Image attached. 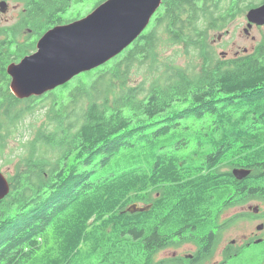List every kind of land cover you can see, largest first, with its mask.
Returning <instances> with one entry per match:
<instances>
[{"label": "trees", "instance_id": "trees-1", "mask_svg": "<svg viewBox=\"0 0 264 264\" xmlns=\"http://www.w3.org/2000/svg\"><path fill=\"white\" fill-rule=\"evenodd\" d=\"M241 3L162 0L137 39L48 103L0 100V158L14 165L0 199V264H178L177 256L157 255L188 239L199 248L192 264L213 257L220 231L238 217L217 224L222 210L264 199V45L223 66L208 41L255 6ZM165 44L182 45L194 60L158 62ZM150 60L159 75L149 86L126 85L132 67ZM41 104L45 123L19 139L16 161L7 159L8 138ZM208 117L203 133L187 124ZM191 139L211 151L181 153ZM228 153L231 165L251 169L245 179L219 171ZM135 202L151 208L128 211ZM224 254L213 264H227L231 253Z\"/></svg>", "mask_w": 264, "mask_h": 264}, {"label": "water", "instance_id": "water-1", "mask_svg": "<svg viewBox=\"0 0 264 264\" xmlns=\"http://www.w3.org/2000/svg\"><path fill=\"white\" fill-rule=\"evenodd\" d=\"M161 3L162 0H104L83 17L49 29L39 39L36 52L19 64L7 66L12 93L19 99L39 96L103 65L138 38ZM247 19L246 34L253 23L264 25V2L250 8ZM250 172L243 167L232 170L236 179ZM9 192L10 183L0 172V199ZM150 207L133 203L127 210L147 211Z\"/></svg>", "mask_w": 264, "mask_h": 264}, {"label": "rangeland", "instance_id": "rangeland-1", "mask_svg": "<svg viewBox=\"0 0 264 264\" xmlns=\"http://www.w3.org/2000/svg\"><path fill=\"white\" fill-rule=\"evenodd\" d=\"M263 0H242L241 5H247L249 3L258 5ZM97 0H81V2L74 3L71 5L64 15L62 16V20L66 19H72L79 16H84L87 13H89L95 6H96ZM247 10L244 9L242 12L236 13L233 18L229 21V23L221 30H212L210 31V36L208 38V41H210L211 46L213 50L215 51L216 57L221 60L223 66H227L229 64H232L236 61V59L233 58V52L236 50H240L239 54L240 57H246V56H256V52L258 51V48L262 45H264V26L260 25L256 28H250L249 34L247 35L244 32V29L247 27L248 19H247ZM10 18L11 16L8 15ZM13 20L11 19L9 23H3V26H7L9 24H12ZM249 36V38H247ZM219 37H221L219 39ZM254 37V39H252ZM247 49L246 53H243L242 50ZM183 46L179 44H165L158 47L159 56L157 61L160 63H165L167 60H175L174 63L177 65H187L188 63L192 62L194 59L186 55L182 52ZM256 49V50H255ZM253 51V53H252ZM226 53L225 57L223 54ZM167 58V60H166ZM169 58V59H168ZM225 58V59H224ZM224 59V60H223ZM200 64L196 66V69L199 70ZM130 76L126 80V85H134L139 83L140 81H145L146 87L149 86V84L154 80L159 74L153 70L151 66V60L150 62L143 65L135 64L130 72ZM156 73V74H153ZM81 74L75 76L72 81L80 78ZM146 78V80H145ZM115 90L120 89L122 86V80L118 79L115 82ZM62 88H59L52 93L57 94L61 91ZM51 93V94H52ZM52 97L49 96L47 99L44 98L43 102L48 103L49 98ZM40 101V100H37ZM31 102V101H30ZM43 104L37 106L34 108V111L31 113L26 114L23 118H21L23 121L19 124V127L13 132V134L8 138L7 146L4 150L5 155L11 153V156H9L7 159H11L16 161L19 158L21 146L19 144V139H22V141L28 139L33 131L36 130V128H39L42 126L46 121V107H42ZM48 107V105H47ZM211 118H207L206 120H191L188 121V126L191 128V125L193 129L202 132L211 130L210 127H207V124L210 122ZM193 123V124H192ZM207 127V128H206ZM206 128V129H205ZM204 135V139L210 135ZM191 136V135H189ZM179 136L177 135L176 138ZM192 141L190 143L187 142V144L184 146V149L181 151V153L186 154L190 149L198 151H208L210 149V145L205 142V140H202L203 143H198L191 139ZM209 147V148H208ZM171 150V148H162L160 153L168 152ZM211 151V149H210ZM235 151V150H232ZM177 152V151H176ZM241 152V151H239ZM178 153V152H177ZM224 159L223 164L219 166L220 172H226L231 171L233 167H237L234 165H231L230 160V153H228ZM8 162H5V158H0V171L3 172L6 177L9 176L8 173L11 172V174L14 172L13 164H7ZM9 179V178H8ZM255 206L258 205L259 208H264V202H260L259 200H251L246 202H241L240 204L233 205L234 207H228L222 210L220 215L217 218V224H222L227 219L238 215L237 213L239 211L243 212L246 211L247 214H249L248 206ZM238 220V219H237ZM226 227L225 229L220 231V240L218 243L217 250L215 251V254L213 257L206 261L204 264H212L215 261L223 259V252L225 247L227 248L228 245L235 246L234 248L230 249L231 256L229 255V258L227 259V264H264V239L261 241H257L256 243H249L246 244L249 237V234L252 231H256V225L259 222H250L247 220H238ZM187 224L194 226L195 223L187 222ZM186 227V226H184ZM188 230V227L186 228ZM191 229L186 232L187 234H190ZM264 234V233H261ZM190 241L194 242V239H189ZM234 240V243H231L230 241ZM243 244V245H241ZM197 245V244H196ZM241 245V246H236ZM180 246V247H179ZM177 247H167L168 249L161 250L159 254L157 255V258H169L173 256H179L186 258L185 255L192 254L195 246L192 245L190 242H184L180 244ZM190 263V262H189Z\"/></svg>", "mask_w": 264, "mask_h": 264}, {"label": "flooded vegetation", "instance_id": "flooded-vegetation-1", "mask_svg": "<svg viewBox=\"0 0 264 264\" xmlns=\"http://www.w3.org/2000/svg\"><path fill=\"white\" fill-rule=\"evenodd\" d=\"M77 2H81V0H57L54 7L48 8L47 4L53 3V0H0V100H4L6 97L14 95L10 88L11 77L7 72V66L10 64H19L25 56L36 52L39 39L49 29L55 26L68 24L81 18V16H79L72 19L62 20V16L66 10ZM8 15H10L11 18ZM11 19L13 20L12 24L7 26L2 25L3 23H9ZM257 26L259 27L260 25L253 24L251 29L256 28ZM220 38L221 37H219V39ZM247 38H249V36H247ZM252 39H254V37ZM246 50L247 49L244 48V50H242L243 53L248 52ZM239 51L240 50H236L233 52V58L236 60L241 58ZM225 55L226 53L223 54L224 57ZM64 85L58 86L54 90L46 92L41 96H30L23 99H19L15 95L14 97L20 101L29 102L33 100H42ZM251 200L264 202L259 196L249 199V201ZM248 208H251V210L248 209L249 214H247L246 211H239L237 213L239 215L238 220H247L253 223L259 222L255 227L256 231H252L249 234V238L253 237L252 241L262 238L264 239V234H261L264 233V208H259L258 205H250ZM235 222L236 221L232 224ZM258 225H261L260 229H257ZM180 231L182 234L183 232H186L187 229L182 228ZM164 233L167 234L166 231ZM184 242H190L195 246L193 253L189 254L192 255V257H188V254L185 255L187 258L186 264H190L189 262L193 260V257L196 252L199 251V248L198 245H196L197 242L195 240L192 242L188 239ZM225 250L229 249L225 247L224 251ZM179 256L181 255L179 254Z\"/></svg>", "mask_w": 264, "mask_h": 264}, {"label": "bare ground", "instance_id": "bare-ground-1", "mask_svg": "<svg viewBox=\"0 0 264 264\" xmlns=\"http://www.w3.org/2000/svg\"><path fill=\"white\" fill-rule=\"evenodd\" d=\"M263 2H264V0L261 2V4H262ZM261 4H259V5H261ZM259 5H255V6H252V7H256V6H259ZM252 7H251V8H252ZM249 9H250V8H248V10H249ZM248 10H247V12H248ZM248 23H249V21H248ZM253 24H254V23H253ZM253 24H252V25H253ZM252 25H251V26H252ZM255 25H257V24H255ZM251 26H250V28H251ZM250 28H249V29H250ZM249 29H248V30H249ZM208 137H209V136H208Z\"/></svg>", "mask_w": 264, "mask_h": 264}]
</instances>
